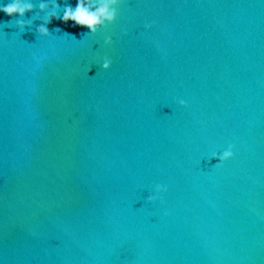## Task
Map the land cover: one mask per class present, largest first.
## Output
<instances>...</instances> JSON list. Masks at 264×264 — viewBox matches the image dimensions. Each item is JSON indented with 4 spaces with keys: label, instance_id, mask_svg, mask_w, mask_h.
<instances>
[{
    "label": "water",
    "instance_id": "obj_1",
    "mask_svg": "<svg viewBox=\"0 0 264 264\" xmlns=\"http://www.w3.org/2000/svg\"><path fill=\"white\" fill-rule=\"evenodd\" d=\"M26 2L23 33L0 12V264H264V0H117L95 34Z\"/></svg>",
    "mask_w": 264,
    "mask_h": 264
},
{
    "label": "clouds",
    "instance_id": "obj_2",
    "mask_svg": "<svg viewBox=\"0 0 264 264\" xmlns=\"http://www.w3.org/2000/svg\"><path fill=\"white\" fill-rule=\"evenodd\" d=\"M94 0H76L75 8L70 5H66L64 9L63 17H58L53 13L52 17L49 18V23L53 18L62 19L64 23L68 21H73L76 26L84 27L89 30L90 33L95 34L97 28L105 24V22H115L116 12L114 8L110 5H115L117 0H104L102 6L96 8L95 11L92 10ZM47 7L45 4L40 5V9L44 10ZM53 7H59V5H54ZM33 11V5L26 0H9L6 5H0V12H3L9 17H12L11 21H5L2 24L5 27H16L23 33L25 28L31 27L30 21L25 20V14ZM146 27H151L147 25ZM60 30V29H57ZM38 34L48 35L49 30L47 27L41 26L37 29ZM112 43L111 39H106L105 44L110 45ZM111 60L105 58L102 64V69L108 71L111 67ZM182 107H186L184 101L179 102ZM218 163L214 167H221L224 162L233 159V146L229 145V150L225 151L222 155L217 157ZM156 192L161 193L167 191L163 186L157 185ZM156 196H151L148 198L149 203H154Z\"/></svg>",
    "mask_w": 264,
    "mask_h": 264
}]
</instances>
